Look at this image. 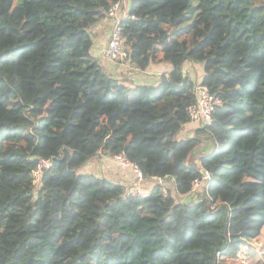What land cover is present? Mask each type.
Here are the masks:
<instances>
[{"label":"trees","instance_id":"trees-1","mask_svg":"<svg viewBox=\"0 0 264 264\" xmlns=\"http://www.w3.org/2000/svg\"><path fill=\"white\" fill-rule=\"evenodd\" d=\"M117 1L0 0V264H264V0H127L128 62L172 68L138 85L91 54ZM196 83L220 102L183 137ZM99 154L172 184L79 173Z\"/></svg>","mask_w":264,"mask_h":264},{"label":"crops","instance_id":"crops-1","mask_svg":"<svg viewBox=\"0 0 264 264\" xmlns=\"http://www.w3.org/2000/svg\"><path fill=\"white\" fill-rule=\"evenodd\" d=\"M128 6L127 0H122ZM122 11L119 12V17L123 16ZM125 14V13H124ZM112 19L104 17L101 19L91 31L93 45L91 47L92 56L98 60L102 65L105 72L111 76H114L126 84L138 85V84H154L157 82L159 76L162 73H168L171 71V65L168 62H161L159 64H153L145 71H135L130 67L129 62H111L107 61L103 57V52L110 39V32L112 28ZM197 63L186 62L183 65V72L189 74L191 67L196 68ZM196 125L192 122L188 123L181 133L183 137H191L193 135V129ZM86 168L92 170L89 173L102 175L105 178L121 183L124 188L129 186L134 181V172L131 167H121L112 161V158L99 154L97 157L91 159L87 164ZM153 182L151 180H144L141 188L143 191H151Z\"/></svg>","mask_w":264,"mask_h":264},{"label":"built area","instance_id":"built-area-1","mask_svg":"<svg viewBox=\"0 0 264 264\" xmlns=\"http://www.w3.org/2000/svg\"><path fill=\"white\" fill-rule=\"evenodd\" d=\"M126 3L122 0H118L115 2L106 12V17L112 19V28L110 32V39L107 43V46L103 52V57L107 61L111 62H120L125 63L128 62V52L125 50L123 46V38L121 33L120 21L125 16V7ZM122 11L123 16L119 17V12ZM131 69L135 70V68L130 65ZM196 100L193 105H190L187 108L188 116L191 122H194L200 126H205L211 122V114L215 105L220 102L219 98L210 93L209 89L206 86H202L201 84H195L193 89ZM112 161L121 167H131L134 172V181L131 185L126 186V193L137 195L141 197H147L150 195V191H143L141 188L143 179L142 172L132 163H130L123 154L115 155L112 157ZM50 161L49 160H40L38 163V167L33 172L34 181L39 177L41 171L43 169L49 168ZM210 174L208 172H204L202 178L199 180H195L193 182L192 192L196 190H203L207 182L209 181ZM159 184H162L161 190L164 195L167 194V188L163 184L162 178H154Z\"/></svg>","mask_w":264,"mask_h":264},{"label":"rangeland","instance_id":"rangeland-1","mask_svg":"<svg viewBox=\"0 0 264 264\" xmlns=\"http://www.w3.org/2000/svg\"><path fill=\"white\" fill-rule=\"evenodd\" d=\"M202 71H203L202 65L201 64H197L196 68L191 67V71H189L190 72L189 75H193L195 73V77L197 78L198 75L200 73H202ZM78 171H79V173L88 174L92 170H88V168H86V165H84Z\"/></svg>","mask_w":264,"mask_h":264},{"label":"bare ground","instance_id":"bare-ground-1","mask_svg":"<svg viewBox=\"0 0 264 264\" xmlns=\"http://www.w3.org/2000/svg\"><path fill=\"white\" fill-rule=\"evenodd\" d=\"M192 123H194V122H192ZM194 124H196V123H194ZM198 127H204V126H200V125H198V124H196ZM206 126V125H205ZM155 177H153L151 180L152 181H156L155 179H154ZM156 178H162V177H156ZM163 179V184L165 185V184H167V185H169V184H172V182L171 181H169L168 180V178H162ZM165 187H166V185H165Z\"/></svg>","mask_w":264,"mask_h":264},{"label":"water","instance_id":"water-1","mask_svg":"<svg viewBox=\"0 0 264 264\" xmlns=\"http://www.w3.org/2000/svg\"><path fill=\"white\" fill-rule=\"evenodd\" d=\"M129 6V5H128Z\"/></svg>","mask_w":264,"mask_h":264}]
</instances>
